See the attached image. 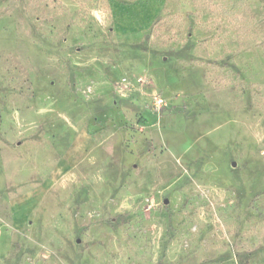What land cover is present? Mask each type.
<instances>
[{
	"label": "rangeland",
	"instance_id": "obj_1",
	"mask_svg": "<svg viewBox=\"0 0 264 264\" xmlns=\"http://www.w3.org/2000/svg\"><path fill=\"white\" fill-rule=\"evenodd\" d=\"M0 264H264V0H0Z\"/></svg>",
	"mask_w": 264,
	"mask_h": 264
}]
</instances>
